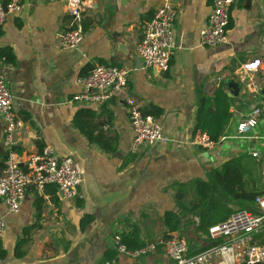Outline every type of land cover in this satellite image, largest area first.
Wrapping results in <instances>:
<instances>
[{
    "label": "crops",
    "instance_id": "1",
    "mask_svg": "<svg viewBox=\"0 0 264 264\" xmlns=\"http://www.w3.org/2000/svg\"><path fill=\"white\" fill-rule=\"evenodd\" d=\"M20 2V13L7 17L0 28V48L8 47L14 57L13 65L0 64V74L12 96V111L22 121L24 140L16 150L29 153L49 146L56 156L71 158L78 166L80 184L73 200L46 186L41 195L27 188L15 214L6 215L0 204L5 223L0 242L6 251L0 264H102L111 252L112 264H167L158 241L164 240L160 218L174 210L173 185L205 180L223 162L252 152L264 164V110L247 134L235 135L237 124L261 106L264 95V0H234L227 43L213 48L198 45L211 0H177L165 72L134 62L141 27L158 7L157 0H86L84 36L71 50L58 48L69 21L63 0ZM254 60L261 62L256 71H240L242 64ZM95 65H120L126 72L124 92L97 107L70 102L82 92L77 79ZM228 82L236 85V96H226ZM218 87L230 100L224 133L211 148L191 145L198 132H193L196 93L210 95ZM130 104L139 110L148 105L161 109L154 120L165 138L136 155L129 153ZM79 109L99 116L100 130L114 142V153L89 144L73 127ZM2 128L0 117V167L5 155ZM36 197L41 200L38 213ZM85 216L91 222L80 229ZM132 225L145 244L158 243L152 254L130 258L114 250L113 238ZM28 226L33 228L24 255L14 258V245ZM187 229L183 226L182 236L190 241L193 232Z\"/></svg>",
    "mask_w": 264,
    "mask_h": 264
},
{
    "label": "built area",
    "instance_id": "2",
    "mask_svg": "<svg viewBox=\"0 0 264 264\" xmlns=\"http://www.w3.org/2000/svg\"><path fill=\"white\" fill-rule=\"evenodd\" d=\"M69 16L67 29L58 37L60 50L77 47L84 36L82 24L86 0H63ZM159 5L151 18L144 22L140 38L134 46V55L141 66L153 72H165L171 56L172 28L177 18V0H157ZM234 0H211L210 10L198 34V45L213 48L227 43L229 11ZM20 0H0V28L7 17L20 13ZM259 60L244 63L240 71H256ZM82 92L73 95L70 102L87 107H97L106 101L121 96L126 86V72L114 66L95 65L86 75L77 79ZM264 110V95L259 108L253 109L235 128L236 137L252 129ZM0 117L3 122L1 145L5 155L0 167V204L6 215L18 212L24 192L31 188L41 195L46 186H53L59 197L73 200L80 184V170L71 158H60L49 146L26 153L17 151L23 144L22 121L12 111V96L0 74ZM127 118L131 130L129 153L136 155L157 142H164L160 127L150 115H144L139 108L130 104ZM221 139V138H220ZM219 139V140H220ZM264 147V135L260 138ZM191 145L204 149L214 143L201 132H196ZM257 157L256 152L250 154ZM255 212L234 211L224 222L198 235L205 249L190 254L189 246L177 234L158 241L163 247L167 264H264V194L254 199ZM5 228L4 217L0 214V239ZM158 243L149 242L140 249L128 251L113 238L114 250L130 258L152 254ZM102 264H112L104 261Z\"/></svg>",
    "mask_w": 264,
    "mask_h": 264
},
{
    "label": "trees",
    "instance_id": "3",
    "mask_svg": "<svg viewBox=\"0 0 264 264\" xmlns=\"http://www.w3.org/2000/svg\"><path fill=\"white\" fill-rule=\"evenodd\" d=\"M13 63L11 50L8 47L0 48V64ZM229 101L221 87L216 88L210 95L196 93L193 132L204 133L213 143L218 142L230 118ZM140 112L154 119L161 115V109L152 105H148ZM107 117H110L109 112ZM72 125L89 144L98 146L105 153H114V142L102 134L99 116L94 112L88 109L77 110L72 118ZM245 158L246 156H240L223 162L218 168L210 170L205 180L194 179L174 184L172 196L174 210L164 212L160 218L162 237L166 239L172 233L182 237L183 219H186L187 224L193 229V239L188 241V246L190 254H194L205 249L203 244L198 246V235H206L209 228L224 222L234 211L255 212L254 199L264 194V189L253 182ZM40 202V198L36 197L34 201L36 213L39 211ZM90 222L89 216L80 219V229ZM32 228L33 226H28L21 231L12 251L14 258H21L24 255L22 249L28 242ZM116 237L118 243L131 252L145 244L134 225L129 231L119 233ZM260 242H264V233L261 234ZM113 256L112 252L109 253L106 261H111ZM5 257L6 251L0 242V260Z\"/></svg>",
    "mask_w": 264,
    "mask_h": 264
},
{
    "label": "rangeland",
    "instance_id": "4",
    "mask_svg": "<svg viewBox=\"0 0 264 264\" xmlns=\"http://www.w3.org/2000/svg\"><path fill=\"white\" fill-rule=\"evenodd\" d=\"M246 166L248 168V171H251L252 177H253V182H255L259 188L263 189L264 188V164L256 162V158H251L250 156L246 157ZM185 224V225H184ZM183 226L187 227V230H190L192 232L193 229H191L190 225L187 224L186 219H183ZM192 235V234H191ZM182 238L185 242L188 241L187 239L182 236ZM198 246H201V243L199 240H197Z\"/></svg>",
    "mask_w": 264,
    "mask_h": 264
},
{
    "label": "water",
    "instance_id": "5",
    "mask_svg": "<svg viewBox=\"0 0 264 264\" xmlns=\"http://www.w3.org/2000/svg\"><path fill=\"white\" fill-rule=\"evenodd\" d=\"M120 50H121V48L118 46L117 51L122 52ZM124 56L127 58L128 57L127 53H125ZM134 62H135V64H137V63L140 64V62L137 58L134 59ZM115 67L120 68V65H116ZM224 90L227 91V94H226L227 97L236 96V94H237V87L234 83H231V82H228L224 85Z\"/></svg>",
    "mask_w": 264,
    "mask_h": 264
}]
</instances>
